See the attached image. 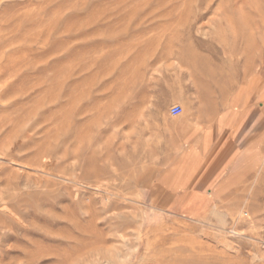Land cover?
I'll return each instance as SVG.
<instances>
[{"label": "rangeland", "instance_id": "rangeland-1", "mask_svg": "<svg viewBox=\"0 0 264 264\" xmlns=\"http://www.w3.org/2000/svg\"><path fill=\"white\" fill-rule=\"evenodd\" d=\"M0 23V264H264V0H0ZM154 63L178 100L141 101ZM230 108L258 121L221 173L155 181L201 164L180 123Z\"/></svg>", "mask_w": 264, "mask_h": 264}, {"label": "crops", "instance_id": "crops-1", "mask_svg": "<svg viewBox=\"0 0 264 264\" xmlns=\"http://www.w3.org/2000/svg\"><path fill=\"white\" fill-rule=\"evenodd\" d=\"M202 53L204 52L202 51ZM160 70L157 63H154L148 70L147 76L153 79V82L150 89H147L146 97H144V93H141L143 96L141 97V101L178 100L177 97L172 95L165 98L158 97L161 92L159 79L162 75L159 73ZM241 102L242 97L234 99L236 105H241ZM152 113L153 111H147V114ZM213 113H215V115H212ZM191 117L198 120L180 123L173 135L179 143L177 149L195 151L196 156L201 158V164H196L190 171L183 168L181 164H177L171 168L168 174V176H173L172 179L171 177H164V179L157 178L155 181H189L191 183L197 181H210L212 175H215V177L218 175V173H216L217 169L219 170L220 168L219 173L222 172L221 166L216 165L213 169V166L217 164L218 161L210 168L205 169V161L209 158L212 151L243 149L245 137L249 136V132H246L245 127H247V125L249 126L250 123H254V120L256 123L258 121V115L255 114L254 110L248 111L234 108L219 111L196 110L193 111ZM212 118H215V120L212 121ZM218 119H222L221 127H218ZM221 156L223 157V155H220L217 157V160H220L222 158ZM181 157H183V155H181ZM215 177L214 179H217ZM172 188L159 187L157 189L159 192L156 195L157 197L167 200V202L165 200L164 202L166 203V208L169 209L171 213L182 217H191L190 215L192 213H205L209 210L211 203L207 199V196L200 191V188L196 187L191 190ZM149 197H151V194H149ZM191 198H193V201H190Z\"/></svg>", "mask_w": 264, "mask_h": 264}, {"label": "built area", "instance_id": "built-area-1", "mask_svg": "<svg viewBox=\"0 0 264 264\" xmlns=\"http://www.w3.org/2000/svg\"><path fill=\"white\" fill-rule=\"evenodd\" d=\"M171 117H177L182 114V108L178 105L172 106L169 110Z\"/></svg>", "mask_w": 264, "mask_h": 264}, {"label": "bare ground", "instance_id": "bare-ground-1", "mask_svg": "<svg viewBox=\"0 0 264 264\" xmlns=\"http://www.w3.org/2000/svg\"><path fill=\"white\" fill-rule=\"evenodd\" d=\"M29 4H30V3H29ZM23 6H24V5H23ZM8 17H9V16H8ZM0 24H1V23H0ZM258 47H259V46H258ZM12 55H13V54H12ZM12 55H11V56H12ZM0 78H1V77H0ZM2 78H3V77H2ZM239 211H240V210H239ZM241 212H242V211H241ZM240 214H242V213H240ZM244 215H247V213H244ZM231 216H232V214H231ZM231 216H230V217H231ZM248 219H249V218H248ZM248 219H245V220L247 221ZM250 220H251V221H254L255 219L252 220V218H250ZM250 220H249V221H250ZM254 222H255V221H254ZM247 224H248V223H247ZM257 224H258V223H257ZM248 225H249V224H248ZM251 225H253L252 222H251ZM249 226H250V225H249ZM61 250H62V249H61Z\"/></svg>", "mask_w": 264, "mask_h": 264}]
</instances>
